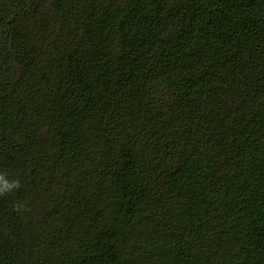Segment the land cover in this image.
<instances>
[{
    "label": "trees",
    "instance_id": "16d2710c",
    "mask_svg": "<svg viewBox=\"0 0 264 264\" xmlns=\"http://www.w3.org/2000/svg\"><path fill=\"white\" fill-rule=\"evenodd\" d=\"M0 172V264H264V0H0Z\"/></svg>",
    "mask_w": 264,
    "mask_h": 264
},
{
    "label": "clouds",
    "instance_id": "9594fccd",
    "mask_svg": "<svg viewBox=\"0 0 264 264\" xmlns=\"http://www.w3.org/2000/svg\"><path fill=\"white\" fill-rule=\"evenodd\" d=\"M21 187L22 184L19 178L9 179L6 172H0V197L12 194ZM14 207L17 211L28 210L26 205L19 202Z\"/></svg>",
    "mask_w": 264,
    "mask_h": 264
}]
</instances>
